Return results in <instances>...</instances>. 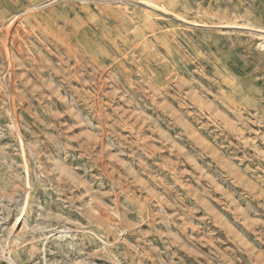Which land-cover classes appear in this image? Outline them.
Segmentation results:
<instances>
[{"label":"rangeland","instance_id":"374dc122","mask_svg":"<svg viewBox=\"0 0 264 264\" xmlns=\"http://www.w3.org/2000/svg\"><path fill=\"white\" fill-rule=\"evenodd\" d=\"M0 264H264V0H0Z\"/></svg>","mask_w":264,"mask_h":264},{"label":"bare ground","instance_id":"6f19581e","mask_svg":"<svg viewBox=\"0 0 264 264\" xmlns=\"http://www.w3.org/2000/svg\"><path fill=\"white\" fill-rule=\"evenodd\" d=\"M4 46H8L6 43L4 44ZM11 79V78H10ZM12 81H10V83H11ZM25 106V105H24ZM21 220V219H20ZM20 224V221H19V218H16L15 220H14V223H13V229L16 227V225H19ZM19 228V227H18ZM52 230H50V232H51ZM12 232V231H11ZM16 234V233H15ZM30 250V249H29Z\"/></svg>","mask_w":264,"mask_h":264}]
</instances>
